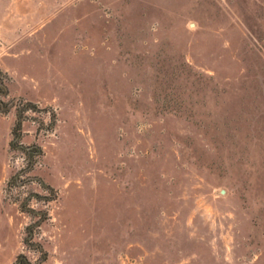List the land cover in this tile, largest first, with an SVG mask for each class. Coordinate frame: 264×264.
Here are the masks:
<instances>
[{
	"label": "rangeland",
	"instance_id": "1",
	"mask_svg": "<svg viewBox=\"0 0 264 264\" xmlns=\"http://www.w3.org/2000/svg\"><path fill=\"white\" fill-rule=\"evenodd\" d=\"M0 69V264H264V0H0Z\"/></svg>",
	"mask_w": 264,
	"mask_h": 264
},
{
	"label": "trees",
	"instance_id": "2",
	"mask_svg": "<svg viewBox=\"0 0 264 264\" xmlns=\"http://www.w3.org/2000/svg\"><path fill=\"white\" fill-rule=\"evenodd\" d=\"M8 94V87L5 80L4 72L0 69V113L5 112L9 109V107L12 105V101L9 99H4L3 96H6ZM31 103H25L23 107H20V103L18 104L17 109V116L14 121V124L12 126V137L10 139V146L12 147H21L25 150L28 155H38L41 152V148L37 144H31V145H24L20 142V136H21V120H22V111L25 106L29 105ZM27 242L28 237L24 238ZM40 261H37L33 264H39ZM14 264H31L29 260L26 259L23 255H19Z\"/></svg>",
	"mask_w": 264,
	"mask_h": 264
}]
</instances>
